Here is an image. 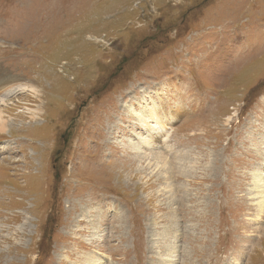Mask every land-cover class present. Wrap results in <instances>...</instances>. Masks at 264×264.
Wrapping results in <instances>:
<instances>
[{
	"label": "rangeland",
	"instance_id": "374dc122",
	"mask_svg": "<svg viewBox=\"0 0 264 264\" xmlns=\"http://www.w3.org/2000/svg\"><path fill=\"white\" fill-rule=\"evenodd\" d=\"M0 69L41 95L0 105V264H264V0H0ZM141 89L191 177L125 147Z\"/></svg>",
	"mask_w": 264,
	"mask_h": 264
},
{
	"label": "bare ground",
	"instance_id": "6f19581e",
	"mask_svg": "<svg viewBox=\"0 0 264 264\" xmlns=\"http://www.w3.org/2000/svg\"><path fill=\"white\" fill-rule=\"evenodd\" d=\"M12 77L13 75L11 73L6 72L4 69H0V105L8 104L7 98L10 97L11 95H14V93L16 92H19V90H22L23 92L27 91V92L35 93L32 99L41 97V95H38V92L40 91L37 90L38 88H36L35 83L31 82L30 80H22V78L20 77H17L16 79ZM140 91H141V94L138 99L135 97L133 98V96L131 97V100L136 102V104L138 105V108L135 107L133 102L123 103V106L126 108L125 115L131 116L133 118L134 127L139 126L140 128V131H131L132 136L125 138V147L133 153L132 159L134 161L138 160L140 162L146 161V164L150 166L152 170L157 169V170H160L159 171L160 173L164 172V175L166 176L165 178L166 181L167 179H170L168 176L170 177L172 176L171 177L172 179V178H175L176 177L175 175H178V174L182 178L191 177L189 175L190 170L187 171L186 173V170L182 169L183 165H185V161L188 158V155L186 154H188L189 151L177 152V154L172 155V158H167V155L165 156L162 151L151 150L152 148L157 149V147H154L156 143H159L157 142L158 140L157 138L159 136H160V139L162 136L165 137V135L168 133V130L166 129L171 127V123L173 121L175 120L180 121L182 120L184 115L185 116L187 115L186 107L182 105L176 106V109L181 113L180 117L177 116L175 112L166 113L164 112L165 111L164 107H160V105H156L157 102L154 101L153 99H151L149 102H146V100H143V97L147 95V90L144 92L141 89ZM9 111H7L4 108H0V132H5L7 130L9 119L4 118V117H6L7 114L10 115ZM28 114H30L29 118L31 119L34 116L36 117V115L34 114H38V108H35L32 110L28 109ZM21 116L26 117L24 113H21L20 117ZM155 128H156L155 134L157 135L152 136V133L150 131ZM163 142L165 146L169 148V150H171L168 144L165 143V140ZM259 172L256 171L255 173L252 174L253 185L251 186V190L247 194L249 196H252V198L255 200V205L257 207L258 213L264 214V176L261 175ZM167 173L171 175H167ZM168 183H169V180H168ZM171 186H174V185L172 184ZM174 189L176 190V187ZM95 210H96L95 208H91L90 210L88 209L87 211L86 209L81 210L82 211L80 213L81 216L86 217L88 219V225L91 226L88 228H92L94 225V222L90 218L89 215H92L90 213L91 212L94 213ZM88 211H89V214L87 215L86 213ZM92 229L93 230H91L90 233L94 235L96 233V229L94 228ZM87 241H90V239H88ZM77 257L79 260H82L83 264H94L96 256L94 255V253H90V252L87 253V251H84L80 253L79 255H77ZM171 257L176 258V255L172 254ZM165 259L166 258H164V260ZM170 261L171 262H166V263H164V261H161L159 264H173L174 263L173 260H170Z\"/></svg>",
	"mask_w": 264,
	"mask_h": 264
},
{
	"label": "flooded vegetation",
	"instance_id": "af4514ba",
	"mask_svg": "<svg viewBox=\"0 0 264 264\" xmlns=\"http://www.w3.org/2000/svg\"><path fill=\"white\" fill-rule=\"evenodd\" d=\"M132 55H130L129 57H126V58H131ZM126 58L123 60H120L117 64H120V65L124 64L126 61ZM116 73H118V72H116ZM67 132H68V130H67ZM67 132H64V135L62 136V139H63L62 141H63L64 146H66V144L68 143V138H67L68 134H65ZM62 158H63V150L57 149V152L55 153V155L53 157L54 166H55L56 171L59 169V167L61 165Z\"/></svg>",
	"mask_w": 264,
	"mask_h": 264
},
{
	"label": "water",
	"instance_id": "95a60500",
	"mask_svg": "<svg viewBox=\"0 0 264 264\" xmlns=\"http://www.w3.org/2000/svg\"><path fill=\"white\" fill-rule=\"evenodd\" d=\"M15 77H17V76H13L12 78H15Z\"/></svg>",
	"mask_w": 264,
	"mask_h": 264
}]
</instances>
